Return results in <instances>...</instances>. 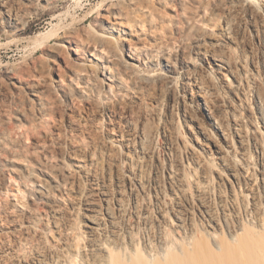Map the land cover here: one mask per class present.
Returning <instances> with one entry per match:
<instances>
[{"label": "bare ground", "instance_id": "1", "mask_svg": "<svg viewBox=\"0 0 264 264\" xmlns=\"http://www.w3.org/2000/svg\"><path fill=\"white\" fill-rule=\"evenodd\" d=\"M59 1L0 0V264H264V0Z\"/></svg>", "mask_w": 264, "mask_h": 264}, {"label": "rangeland", "instance_id": "2", "mask_svg": "<svg viewBox=\"0 0 264 264\" xmlns=\"http://www.w3.org/2000/svg\"><path fill=\"white\" fill-rule=\"evenodd\" d=\"M119 1L124 0H61L56 5L57 11L54 12L45 9V7L41 5L38 11L30 17V34L35 35L50 28L52 20L58 14L60 16L55 22L56 26H54V31H57L58 34H61L65 28H83L102 12L101 9L105 7L107 3ZM19 38H16V40ZM32 52L33 46H29L26 42H9L8 40H4L0 43V61L3 58L4 61L10 63L27 61L31 57ZM40 57L41 53L36 56L37 59ZM55 62L56 61L52 59L45 62V76L52 80L57 78Z\"/></svg>", "mask_w": 264, "mask_h": 264}]
</instances>
